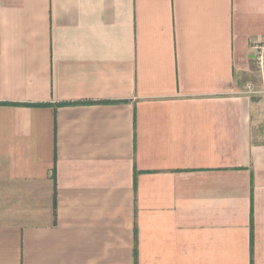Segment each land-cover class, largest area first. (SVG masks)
<instances>
[{
  "label": "crops",
  "instance_id": "crops-1",
  "mask_svg": "<svg viewBox=\"0 0 264 264\" xmlns=\"http://www.w3.org/2000/svg\"><path fill=\"white\" fill-rule=\"evenodd\" d=\"M263 38L264 0H0V264H264Z\"/></svg>",
  "mask_w": 264,
  "mask_h": 264
},
{
  "label": "built area",
  "instance_id": "built-area-1",
  "mask_svg": "<svg viewBox=\"0 0 264 264\" xmlns=\"http://www.w3.org/2000/svg\"><path fill=\"white\" fill-rule=\"evenodd\" d=\"M253 50L252 59L254 62L255 69L259 72V77L263 82V91L264 92V38L253 40L251 43ZM249 92H259L255 90L252 85L247 86Z\"/></svg>",
  "mask_w": 264,
  "mask_h": 264
},
{
  "label": "rangeland",
  "instance_id": "rangeland-1",
  "mask_svg": "<svg viewBox=\"0 0 264 264\" xmlns=\"http://www.w3.org/2000/svg\"><path fill=\"white\" fill-rule=\"evenodd\" d=\"M264 99V98H263ZM262 107L264 108V100H263V102H262ZM264 113V112H263Z\"/></svg>",
  "mask_w": 264,
  "mask_h": 264
}]
</instances>
